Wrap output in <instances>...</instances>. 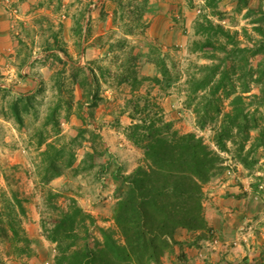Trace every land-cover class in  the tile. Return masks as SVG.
Returning a JSON list of instances; mask_svg holds the SVG:
<instances>
[{
    "label": "rangeland",
    "instance_id": "rangeland-1",
    "mask_svg": "<svg viewBox=\"0 0 264 264\" xmlns=\"http://www.w3.org/2000/svg\"><path fill=\"white\" fill-rule=\"evenodd\" d=\"M5 2L18 47L0 63V264H56L55 244L42 221L49 190L61 193L64 206L77 199L123 241L117 206L135 169L147 163L128 131L150 111L179 132L201 137L221 161L203 188L205 228L177 229L170 248L148 264H204L206 255L250 243L263 232L264 145L248 155L250 165L240 160L236 145L220 150L214 123L197 121L180 86L192 73L199 78L203 65L220 62L215 79L224 64L235 65L237 72L225 81L240 91L249 78L245 95L260 93L254 81L264 71V50L250 56L251 75L231 50L264 45V0H214L213 7L208 0ZM204 15L229 31L231 40L221 37L229 42V57L216 48L192 50L195 39L204 40L196 33ZM162 63L169 73H161ZM156 76L161 81L154 84ZM227 88L220 93L225 110L235 93L226 94L232 84ZM259 112L264 115V105ZM257 134L251 131L244 154ZM50 142L74 153V164L45 182L48 159L42 151ZM229 195L231 203L224 204ZM92 234L91 243L102 239L98 228Z\"/></svg>",
    "mask_w": 264,
    "mask_h": 264
},
{
    "label": "trees",
    "instance_id": "trees-1",
    "mask_svg": "<svg viewBox=\"0 0 264 264\" xmlns=\"http://www.w3.org/2000/svg\"><path fill=\"white\" fill-rule=\"evenodd\" d=\"M208 1V6L213 7L214 0ZM196 33L204 40L195 39L193 51L202 49L212 53L216 48L227 52L228 57L232 51L247 65L245 72L253 74L254 67L249 58L263 52L264 45L255 49L234 47L228 50L227 40H231L229 31L206 15L196 21ZM221 37L227 40L223 41ZM215 66L210 63L203 65L199 78L196 73L190 74L181 83L180 92L186 93L189 106L194 105L198 122L214 123L216 146L228 151V143L236 145L240 160L250 165L248 155L264 145V115L259 112L264 105V71L259 70L260 74L254 81L259 84L260 93L245 95L250 91L249 78L241 83L240 91H237L235 82L225 81L237 72L236 66L227 67L224 64V71L218 79L215 76L221 63ZM165 67L162 63V74L169 73ZM159 81L160 77L153 78L154 84ZM229 84L235 89L226 94L235 93L229 101L230 108L225 110L220 93L228 89ZM136 85L137 82L134 92ZM251 107L254 108L251 110ZM15 109L18 110V107L15 106ZM138 109L139 106H136ZM150 112L139 117V122L132 124V129L128 131L129 138L143 150L147 163L135 169L129 188L117 206L115 219L123 241L116 238L111 229L99 226L94 215L74 197L69 198L64 206L59 203L60 192H47L45 205L49 211L47 216L42 212V221L47 238L55 244L56 264H148L151 260L159 261L170 248L169 243L177 229L205 228L203 188L221 161L220 154L195 133H181L160 112ZM252 130L258 131L254 139L256 143L244 154L243 149L252 138ZM42 152L48 159L43 167L45 182L61 175L74 164V153H65L53 142L48 143ZM94 228L100 230L102 239L91 243Z\"/></svg>",
    "mask_w": 264,
    "mask_h": 264
},
{
    "label": "crops",
    "instance_id": "crops-1",
    "mask_svg": "<svg viewBox=\"0 0 264 264\" xmlns=\"http://www.w3.org/2000/svg\"><path fill=\"white\" fill-rule=\"evenodd\" d=\"M5 1L8 0H0V56H2L0 63H3V58L7 57V54H15L18 47V42L12 36L13 30L8 21L9 13L5 9L7 5ZM231 197L233 196L229 195L224 204H230ZM223 208L228 209L225 206ZM206 258L204 264H264V228L263 232L255 236L250 243H242L225 253L208 254Z\"/></svg>",
    "mask_w": 264,
    "mask_h": 264
}]
</instances>
